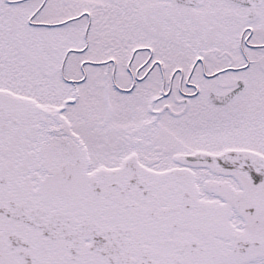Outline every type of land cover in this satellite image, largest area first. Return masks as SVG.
I'll return each instance as SVG.
<instances>
[{"label":"snow or ice","instance_id":"snow-or-ice-1","mask_svg":"<svg viewBox=\"0 0 264 264\" xmlns=\"http://www.w3.org/2000/svg\"><path fill=\"white\" fill-rule=\"evenodd\" d=\"M0 264H264V0H0Z\"/></svg>","mask_w":264,"mask_h":264}]
</instances>
